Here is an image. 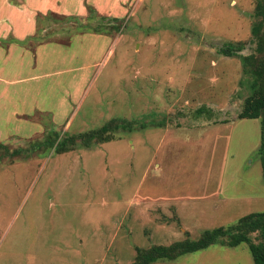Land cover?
Listing matches in <instances>:
<instances>
[{"label":"rangeland","instance_id":"obj_1","mask_svg":"<svg viewBox=\"0 0 264 264\" xmlns=\"http://www.w3.org/2000/svg\"><path fill=\"white\" fill-rule=\"evenodd\" d=\"M254 1L85 0L81 15L37 17L52 42L0 79V144L23 153L0 159V264H128L264 210L259 120L236 118L249 82L218 51L252 53ZM109 119L131 128L52 152L54 133ZM151 264L253 263L245 244L214 243Z\"/></svg>","mask_w":264,"mask_h":264},{"label":"trees","instance_id":"obj_2","mask_svg":"<svg viewBox=\"0 0 264 264\" xmlns=\"http://www.w3.org/2000/svg\"><path fill=\"white\" fill-rule=\"evenodd\" d=\"M254 21L250 25V40L253 44L252 53L240 55L241 42L222 44L218 51L225 57L238 56L243 76L248 80L249 93L243 99L237 119L259 120V145L257 154L260 161L261 179L264 184V0H255L252 12ZM89 27V26H87ZM105 28L104 25L90 27L95 30ZM115 27V26H114ZM116 29V28H115ZM31 38H35L31 36ZM202 109L195 113L201 114ZM132 122L124 119H109L100 127L86 132L58 138L54 133L52 152L62 154L74 147L88 148L91 145L108 142L117 130H129ZM51 149V148H49ZM23 155L21 150H9L0 144V159H12ZM256 234L258 242L253 243L251 236ZM217 243L225 247L245 244L253 264H264V210L248 213L237 219L235 224L226 227H215L202 231L196 239L184 238L168 245H152L146 249L135 248L133 260L128 264H151L158 260L173 261L178 257L204 250Z\"/></svg>","mask_w":264,"mask_h":264},{"label":"crops","instance_id":"obj_3","mask_svg":"<svg viewBox=\"0 0 264 264\" xmlns=\"http://www.w3.org/2000/svg\"><path fill=\"white\" fill-rule=\"evenodd\" d=\"M85 0H0V79L19 76L27 68V51L42 45L37 17L81 15ZM92 6L98 7L96 3ZM35 38H31L34 36ZM4 82H11L3 80ZM8 88H3L7 93ZM20 94L25 89H18ZM16 93V90H12Z\"/></svg>","mask_w":264,"mask_h":264}]
</instances>
